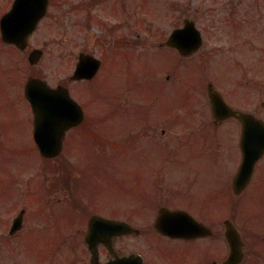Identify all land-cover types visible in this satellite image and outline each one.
<instances>
[{
  "label": "flooded vegetation",
  "instance_id": "af4514ba",
  "mask_svg": "<svg viewBox=\"0 0 264 264\" xmlns=\"http://www.w3.org/2000/svg\"><path fill=\"white\" fill-rule=\"evenodd\" d=\"M74 1L76 2L73 3ZM143 1L49 0L47 14L36 33L44 25L50 30L61 22L69 27L72 22H67L64 18L76 13L77 21L73 26L80 30L81 39V50L74 53L72 59H69L70 54L66 58L65 77L53 85L68 88L71 96L82 106L85 116L82 123L66 132L64 149L70 141L76 147L102 141L98 137L102 126L101 111L107 109L111 114L129 113L122 112L127 109L123 106L102 108L94 105L92 97L95 98L96 93L90 90V95L84 96L83 89L86 85L90 88L89 84H96L101 77L108 79L112 75V69L119 64L129 75L133 52L132 34L137 33L141 38L143 34L158 32L157 46L173 55L172 67L167 69L170 73L167 80L172 76L180 78L184 70L182 68L188 66L193 77L194 74L198 75L193 88L205 93L206 102L203 107L176 108L172 121H165L164 124H172L173 128H178L182 123L189 125L188 129L193 132L187 137L191 140V146L187 145L195 151L192 158L197 162L206 160L217 167H226L229 177L224 184L218 183L215 188L214 185L203 183L199 170L189 161L191 158H183L179 154L173 155V159L163 156L162 165L165 160L179 166L182 162L185 164V169L182 170L187 171L191 177L190 187L188 194L181 190L173 195L164 194L159 206L155 208L156 201L160 198L159 185L165 178V170L154 169L149 176L136 170H123L124 175L121 176L128 180L126 181L118 175L122 172L116 167L118 161L132 154L113 153V150L110 154L82 155L84 158L81 156L80 162H86V169L81 164L73 165L68 158L61 160L57 166L49 165L53 160L46 159L40 174L49 183L48 194L61 190L63 194L68 193L69 206L77 211L80 223L86 226V230L82 229L77 234L84 250L82 261L75 264H90L91 253L86 245V236L88 227L96 216L135 227L156 223L162 209L188 211L190 219L179 217V223L187 225L196 221L204 228V234H192L190 240L171 239L159 234L166 240L180 244L175 251L169 249L175 258V264H245L250 256V264H264V0H161L159 6L164 10L157 17L158 23L153 22L150 27L148 16L137 12ZM13 2L14 0L11 5ZM134 13L141 17L135 18ZM168 14L173 16L172 21L168 20ZM138 24H141L140 28L134 31ZM139 30L143 31L142 34H139ZM93 32L98 35L90 43L89 34ZM174 34L175 40L170 44L169 40ZM154 38L156 40L155 35ZM144 41L142 39V43ZM39 47L36 46V49H41ZM78 94L91 98L92 101L83 104L78 100ZM27 103L30 108L28 123L31 126V140L36 147V114ZM145 109V113L150 110ZM183 109L188 110L185 112L188 114H181ZM199 110L203 113L201 121L197 118ZM236 113L246 114L247 118H238L234 115ZM186 117L188 119L184 120ZM150 128L151 124H144L143 138H150L159 144V139L152 138ZM221 130H226L227 136L221 135ZM162 134L165 135L166 130ZM176 135L180 140L179 132ZM5 139L8 142L14 140L11 137ZM99 144L103 145L104 140ZM123 145L126 144L115 142L111 146L118 149ZM20 150L21 147L16 153L19 154ZM60 157H63V153L54 160H60ZM245 168L251 169V174L242 173L239 176ZM133 172L136 175L133 176ZM168 173L180 175L179 170ZM34 176L36 175L30 181ZM28 181L29 179L25 185ZM128 183L133 185L128 186ZM112 189L120 192L117 197L124 202L119 205L105 204L103 196L107 197L106 194L111 193ZM190 189L194 193L196 189L208 192L205 196H199L197 201ZM184 197H189V206L182 203L181 198ZM3 204L4 200L0 195V263L4 261L5 264H18L11 257L13 239L32 222L35 207L32 201L19 202L9 213L5 226L1 223ZM32 205L34 208L31 212ZM171 206L176 207L173 209ZM155 209L156 215L151 213L148 218L150 211ZM260 216L263 217L261 227L258 225ZM62 235L60 238L67 243L68 239ZM139 235L141 231L137 236ZM230 235H233L237 260L234 259L233 246L231 250ZM103 236L106 237V233ZM132 237L133 234L114 237V254L124 257L137 253L143 258L144 264H147L141 253L122 254L118 251L117 243ZM183 246L192 249L191 256L188 249L183 250ZM63 251L60 248L58 253L39 262L69 264L65 258L60 260ZM99 251L101 263L114 258L110 257L103 244L99 245Z\"/></svg>",
  "mask_w": 264,
  "mask_h": 264
},
{
  "label": "rangeland",
  "instance_id": "374dc122",
  "mask_svg": "<svg viewBox=\"0 0 264 264\" xmlns=\"http://www.w3.org/2000/svg\"><path fill=\"white\" fill-rule=\"evenodd\" d=\"M12 1L0 0V18ZM160 2L161 0H144L137 9L139 14L148 16L149 27L158 23L157 17L164 10L159 6ZM134 16L135 18L141 17L136 13ZM67 17L64 20L73 23L71 25L69 23V27L62 22L53 30L47 28L46 25L42 26L26 52L17 51L15 48L4 46L0 42V195L4 200L1 223L6 226L9 213L19 202L32 201L35 207L34 210L33 205L30 207L31 212L33 210L34 213L32 222L13 239L11 257L18 264H51L49 261L43 263L39 261L50 258L51 255L58 253L60 248L64 250L61 253V261L64 258L68 260L69 264L82 261L81 255H83L84 245L78 241L79 236L77 234L82 229L86 230V226L80 223L77 211L69 206L68 193L63 194L61 190L48 194L50 192L48 190L49 183L40 174L42 166H45L46 163L38 150H35L31 140V126L28 123L30 108L23 92L29 76L37 72L43 74L53 85L61 81L66 75L64 65L67 56L70 54L69 59H72V55L81 50L79 47L81 44L80 30L73 26L77 21L76 13ZM167 17H170L168 18L169 21L173 20V16L168 14ZM132 24H135V20L132 21ZM140 26L141 24H138L134 31L138 30ZM142 32L139 30V34ZM158 34V32L146 33L141 38L138 37L137 33L132 34L133 52L131 53L129 75L126 74L125 68L119 64L112 69V75L108 79L101 77L99 82L89 84L90 88L86 85L83 89L85 92L82 95L84 96H89L90 90L96 93V99L92 97L98 101L96 106L121 105L130 108L129 110L134 113L115 115L112 117L114 121H111L109 117L102 119L106 125L100 126L98 137H101L102 141L104 140L103 145L99 144L102 141L99 143L95 141L91 144L77 146V150V147L72 145L73 143L70 141L64 149L63 157L49 163V165L57 166L61 160L68 158L73 165L81 164L86 169V162H80L82 155L110 154L113 150V153L132 154L130 157L126 156L122 158V161H118L116 169H121L122 173H118L120 177L124 175L123 170L124 172L136 170L145 176H149V173L153 172L154 169L165 170V178L159 185L160 198L156 201L155 208L159 206V201L164 194L173 195L179 190L188 194L190 187L189 178L191 177L187 171L182 170L185 169V164L182 162L179 166L165 160L162 165L163 156H170L168 158L173 159V155L179 154L183 158H191L192 160L189 161L193 162V165L199 170L203 183L209 186L214 185L215 188L218 187V183L224 184L229 177L228 172L225 171L226 167H217L206 160L197 162L192 158L195 156V151L188 146L191 144V140H188L187 137L193 132V130L188 129L189 125L182 123L178 128H173L172 124H164L166 120L172 121L176 107H184L183 105H190L191 102L203 107L206 102L205 93L199 91L196 92V95L192 91L196 100H188L189 83L195 84L197 74H194L193 77L189 72L181 78L172 76L169 81L167 80L168 75H170L167 69L172 67L173 55L170 51L159 49L157 46V42L159 43ZM97 35V32L90 33L88 41L92 43ZM142 39H145L147 44L145 41L142 43ZM36 46H40L39 48L45 51V56L37 67H32L28 63V55ZM111 93L112 95H110ZM78 100L83 104L92 101L91 98H84L80 94H78ZM145 108H150V110L145 113L147 111ZM200 110L197 113V118L201 121L203 118L201 111L204 110ZM185 112L188 110L183 109L181 114H188ZM107 113V109L101 111V115L110 114ZM187 119V117L184 118V120ZM144 124H151L150 133L152 138L159 139V144L150 138H143ZM163 130H166L165 135L162 134ZM178 132L180 140L176 135ZM220 134L227 136L226 130H221ZM5 137H11L14 140L8 142ZM222 138L227 139L226 137ZM115 142L126 145H124L125 147L122 146L120 151L119 148L121 147L115 149L111 146ZM20 147L22 150L17 154L16 152ZM177 170H179L180 175L168 173V171L176 172ZM33 175L36 176L30 181ZM132 175L134 176L136 173L133 172ZM28 179L30 185L29 181L25 185ZM107 183L109 184V182ZM132 185L128 183V186ZM190 192L195 194L197 201H199V196H205L208 191L196 189V193H194L190 189ZM119 193L112 189L111 193L106 194L107 197L103 196V201L105 204L119 205L124 202L117 197ZM188 198H181L182 203L186 206H189ZM175 207L171 206L173 209ZM151 213L156 215L157 209L150 211L147 215L148 218L151 217ZM262 218L261 216L258 217L260 227L262 226ZM135 227L141 230V235L118 242L116 247L120 253H141L146 258L147 264H175V258L169 249L172 248L171 251H175L180 244L155 234L153 223ZM61 234L66 240L68 239L67 243L60 238ZM187 249L189 256H191L192 249L183 246V250ZM250 259L251 256L245 264H250ZM0 264H5V262L2 261Z\"/></svg>",
  "mask_w": 264,
  "mask_h": 264
},
{
  "label": "water",
  "instance_id": "95a60500",
  "mask_svg": "<svg viewBox=\"0 0 264 264\" xmlns=\"http://www.w3.org/2000/svg\"><path fill=\"white\" fill-rule=\"evenodd\" d=\"M48 1L17 0L12 10L1 20L0 26L3 41L7 44L16 45L21 50L26 49L29 37L46 13ZM40 56L39 52L32 53L30 55L31 64H36ZM61 92L54 93L50 91L46 84L38 79H30L26 86L27 97L32 102L38 116H44V119H40L37 124L35 138L41 154L49 158L57 156L62 151L64 133L74 120L71 116H79L78 122L83 119V113L79 105L68 95L62 97ZM63 93L67 94L65 91ZM56 98L61 99L56 100ZM47 115L52 116L47 118ZM179 217L190 219L185 212L174 213L163 209L160 211L155 228L163 234L175 237H189L192 234L197 236L199 233L204 232L203 228L196 222L187 225L179 224ZM130 232L138 234L136 229L128 225L95 217L90 224L88 235V243L94 255L93 264H99L97 260L98 250L96 249L99 243H104L112 251L110 243L103 236L104 233L111 238L112 236ZM107 264H142V258L138 255H132Z\"/></svg>",
  "mask_w": 264,
  "mask_h": 264
}]
</instances>
